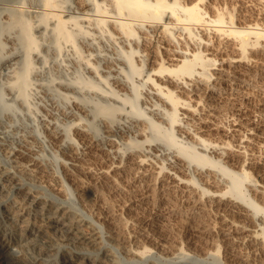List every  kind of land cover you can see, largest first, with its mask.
<instances>
[{"label":"bare ground","instance_id":"1","mask_svg":"<svg viewBox=\"0 0 264 264\" xmlns=\"http://www.w3.org/2000/svg\"><path fill=\"white\" fill-rule=\"evenodd\" d=\"M28 1L0 0V4L13 6L16 11L5 12L2 15L6 16L5 19L1 18L5 22L1 24L4 23L0 33V61L3 60L6 66H2L3 73L0 71V76L13 77L15 67L12 63L16 65V60V63L13 60L19 57L20 48H28L23 57H27L28 64L36 56L32 51L39 50V41L32 34L30 21L31 13L37 11ZM203 1L78 0V10L82 9L79 11L81 16L70 15L66 18L62 13L55 12L60 4L58 0H42L40 20L44 26L49 16L56 18L55 27L58 35L61 34L58 37L63 36L77 46L79 42L76 36L83 33L85 37L81 39L88 46L98 38L102 40L108 37L113 45L121 47L117 56L106 58V65L109 63L108 74L114 72L116 87L112 85L105 92L108 98L114 100L110 101L112 106L99 109L105 115L102 120L104 135L82 124L80 113L85 111L83 103L73 102L71 109L63 106L55 110L51 108L49 110L56 113L61 111L60 107L65 108L62 109V117L57 115L41 119L47 142L63 156V176L78 187L80 196L86 189L94 191L97 201L93 203L91 211L107 224L108 231L98 230L90 223V219L67 202L58 200L61 196L54 191L61 192L63 182L50 159L42 153L41 137L16 126L15 133H12L15 139L11 142L8 138L10 133L0 125V151L4 155L0 156V192L8 191L5 192L8 193L7 198L0 201L6 211L5 215L0 216V264H55L53 260L47 263L43 259L45 251L69 246L65 244L68 241L78 244L98 239L105 244L95 249L98 250L97 257L93 258L91 252H77L80 255L63 252L57 264H138L139 260L134 257H130L127 263H119L113 258L108 237L118 238L119 235L125 242L126 236L124 227L127 218L125 213L119 212L117 206L125 210V207H134V203L147 205L152 210L149 211L152 218L148 220H163V217L174 215L184 207L172 202L174 197L171 200V192L179 193L184 198L186 209L183 212L189 218H201V214L220 207L226 201L227 210L233 215V219L225 220L224 229L229 240L234 244L245 245L256 253H264V207L248 199L243 192L244 186L248 184L264 200V185L254 181L255 178L246 167V160H238L239 171L228 169L224 161L226 151L233 150L243 155L247 146L250 147L256 141H264L263 112L247 111L240 104L233 107L229 122L226 119L225 123H230L236 132L234 146L223 140L220 143L208 141L200 133L204 130H226L227 125L217 118L226 115L217 108V99L224 96L231 98L246 91L264 96V21L257 22L262 19L259 17L264 16V0L255 1L260 3L258 14H261L258 15L259 20H255L257 17L253 19L256 22L245 19L241 14L239 17L244 19L239 18L234 11H229L230 8L226 10L224 7L221 10L219 7L218 10L214 2H208L207 5L214 12V15H210L203 7ZM70 22H74L75 26L77 24V28H72L74 25ZM78 46L75 47L77 50ZM80 47L79 54L82 55L83 48ZM145 60L150 65L146 72L142 65L146 63ZM87 62L92 64L91 61ZM96 70L95 73L98 72ZM28 72L18 77L23 80ZM136 73L138 76H135ZM142 86L145 87L144 102L149 104L147 110L139 103L138 91ZM12 88L8 89L9 92L13 91ZM180 92L187 96L183 97ZM115 101L122 105L117 107ZM50 106L55 107L52 104ZM117 112L119 117L112 120ZM224 117L227 118V115ZM62 119L66 120L65 124L61 123ZM68 125L74 126L76 137L68 134ZM123 132L133 142L136 141V148H130L132 141L127 143L118 139ZM146 133L149 134L148 138ZM189 134L196 138L195 143L189 139L188 142L182 141L179 137ZM141 135L144 138L139 139ZM154 140L160 142L155 143ZM262 141L261 145H264ZM190 171L195 172L204 182L214 185H221L225 175H228L231 179V195L217 191L201 193ZM185 174L189 177H185ZM221 174L224 177H220ZM18 178L31 179L29 181L38 184L26 180L14 186L6 187L3 184L14 183ZM41 186L53 191L57 199L44 195ZM132 218H135L134 215H131ZM128 235L132 242L133 235ZM131 242L121 245L125 254L129 252L134 256L147 257L151 264L155 262L146 255L152 251L149 247L136 246V241L135 244ZM24 246L27 248L23 250ZM28 248L34 249V259L28 257ZM179 251H182L180 247L172 249L171 253H181Z\"/></svg>","mask_w":264,"mask_h":264},{"label":"rangeland","instance_id":"2","mask_svg":"<svg viewBox=\"0 0 264 264\" xmlns=\"http://www.w3.org/2000/svg\"><path fill=\"white\" fill-rule=\"evenodd\" d=\"M58 1L60 2L61 5L59 4L55 12L62 13V15L66 18H68L70 15L81 16V13L79 11H81L82 9L78 10L80 9V7L78 8L79 5L78 0H58ZM255 1L256 0H204L202 3H203V7L207 11H209L210 15H212L214 12L211 11L209 9V6L207 5H209V3L213 4L214 2V4L217 5L216 9L217 7L218 8L221 7L222 8L221 10H224L225 9L224 7H226V10L230 8L231 10L229 11L232 12L234 11L235 15L238 17L241 14V16H244L245 19L248 20L250 19L251 21H253V19L257 17L255 19L257 21L258 17L261 16V14L260 15L258 14L259 12L258 7L260 3L258 2L256 3ZM28 2H30L31 4L30 6L35 8V10L37 11L31 13L30 16L32 17V19L30 21H31V25L33 26L31 30L33 32L32 34L35 35V39L37 38L36 39L37 42L39 41L38 43L39 48L37 47L39 50L36 49L38 51H34V50L32 51L34 52V55H36L37 57L35 56V59L31 60L30 63L31 65H30L28 64V62H26L27 57L23 58L25 54L24 51H26V49L28 48L23 49L19 47L20 48L19 50L21 52L20 55L22 56L23 59L19 55V57L18 56L16 57L17 59L13 60V62H15L16 60L17 63L18 61H20L18 64L15 62L16 65L12 63V65L15 67V72H12L13 77H9L7 75L0 76V117H2V119H0V125L2 126L1 128H4L5 131H8L7 132L8 134L10 133L8 135V138L11 142H13L15 139L12 133H15L14 127L16 126L21 127L22 131L30 130L31 132L41 137L43 140L42 153L47 158L50 159L53 168L57 171L59 175H61V179L63 182V186L61 187V192L58 193L57 191H54L56 192L57 195L61 196L59 197L60 199L58 200L67 202V204L71 205L76 211H78L83 216L90 219L91 220L90 223L94 227H96L100 231L107 232L108 231L107 224L104 223L100 217H98L95 213L91 211L93 203L97 201V197L95 196L94 191L91 189H86L83 192V195L80 196L78 193V187H76V185L73 184L68 179V177H66L65 175L63 176L64 172L62 171L61 168V162H62L61 158L63 159V156L60 151H58L53 146L52 148L50 144L47 142L46 131L42 126L41 119L42 117H56L57 115L59 117H62L61 112H63L65 108L71 109L70 107L73 102L78 104L83 103L84 104L83 110L85 111L80 113L82 124H84L87 127L89 126L92 131L98 133L99 135L101 136L104 135L105 127H103L102 125V120L105 118L104 117L105 115H102V113L99 112V109H102V107L104 108L110 105L112 106V103L110 101L114 102V100L112 98H108L105 92L108 89H110L109 87H113L112 85L116 87V84L114 82V80L116 79V78L114 79L115 74H113L114 72H112V74L109 72L108 74L109 68H107V66L109 65V63H107L106 65V60L109 57L117 56L118 53L120 52L121 47L113 45L114 43L109 41L108 37L107 39L104 37L102 40L101 39L99 40L98 38L88 46L86 45V43L84 44V40L81 39L85 37L83 33H80V35H78L79 34L78 33L77 34L78 36H76L78 37L76 38V41L78 40L79 43L82 42L84 45L83 44L81 45L84 47H82L78 43L79 46L77 44L78 46V50H77V48H75L77 46H74V44L76 43L71 44L72 42L71 41L69 42L66 38L64 39L63 36H62L63 38L58 37L61 36V34L58 35L57 33L58 31L56 30L55 27L56 21L54 22V19L56 20V18H54L53 16H49V18L47 19L48 20L47 24L43 26L44 23H42L40 20V18H42L40 14L41 13L40 7L42 0H29ZM218 10H220V8ZM5 12L14 13L16 11H14L13 6L0 4V25L2 24V21L5 22V20H2L5 19L6 17V16L5 17L2 16L4 15ZM245 15L247 17H245ZM259 18L264 19V16L262 15ZM261 20L257 22L261 23L264 21ZM70 24L74 25L75 23L70 22ZM3 26L4 23L3 25L0 26V33L2 31ZM70 26L68 27L69 30H71L72 28L74 29L77 28L76 27L77 24L76 26L74 25V27L72 26V28H70ZM79 47L83 48L82 55H80L81 50L79 49ZM87 47L89 49H87ZM40 51L41 53H39ZM39 54H41L40 55L41 57L39 56ZM134 56L135 54L133 55V60L135 61L136 59H134ZM22 60L23 62L25 60L27 66H25L24 65L25 63L23 64V62L21 63ZM85 60L86 62L91 61L90 63L92 64L89 65L88 62L86 64ZM2 61H0L1 73H3L2 66L3 67L6 66L5 63ZM144 62L148 64L147 65L145 63L146 64L145 65L142 63V65H144L143 70L146 72L148 71L149 69L148 67L150 65L148 61L145 60ZM23 68L25 70L27 68L28 70L24 72ZM123 68L125 69V66ZM96 69H98V72L101 73V74L99 73L100 77H98L99 76L98 72L95 73ZM17 70L18 73L16 72ZM28 71H30V73ZM123 71L125 73V70ZM26 72H28L25 78L26 80L25 79L21 80L20 79L21 77L19 78L18 76L25 75ZM136 75L138 76V73H136L135 76ZM103 76H105L107 79L104 78ZM15 81H17V83H15ZM9 88H12L13 91L9 92L8 90ZM144 91H145L144 86H142L138 91L139 103L141 104L142 107H144V109L147 110L146 106H149V104L147 102H144L146 101ZM246 92H243L242 94H238L235 96H231V98L230 96H224V98L221 97L219 100L218 99L216 100L218 101L217 108L221 109V111L226 113L227 115V118L224 117L226 115H223V117L221 118L217 117L219 120H221L220 122H223V124L225 125L226 119H228L227 120L228 123L230 119L228 117L232 115L230 113H232L233 107L238 104L242 105V107L245 108L247 111L250 112L261 111V113L263 112L264 115V96L261 93L257 94L256 92H252V91L251 92L246 91ZM103 93L104 95L105 94L106 95L104 96ZM180 95H182L183 97L187 96V94L183 92H180ZM237 96L239 97V99ZM51 104L54 105L55 107L53 108L52 106H50ZM115 105L117 107H120L122 103L117 102ZM58 106H63L65 108L60 107L61 111L59 110L57 113L49 110L51 108L55 110L58 108ZM117 117H119L118 112L112 118V120L117 119ZM61 123L65 124L66 120L62 119ZM194 125L195 124L193 123V126ZM226 125H227L226 130L224 131L213 129L210 131L204 130L201 131L200 133L204 134L203 136L205 138H208L207 139L208 141H215L218 143H220V141L230 142V144L234 146V144H236L235 141L237 138V135L235 134L236 132L231 128L230 123ZM67 128L69 130L68 134L72 137H76V134H74V126L68 125ZM227 129H229V131ZM176 134L179 135V133ZM148 135L149 134L146 133V138H148ZM179 137L181 138L182 141H187L189 139L188 141L192 140L193 143H195V139H196L192 137L190 134L186 136L187 138L182 137L181 135ZM141 138L144 137L141 135L139 139ZM118 139L120 141H126L127 143L132 141V139L129 138V136L125 132L119 135ZM154 141L155 143L160 142L159 140H154ZM261 141L259 142L256 141V143L254 142L253 144H251L252 146L250 145V147L249 146H247V148L245 147L246 149H244V151L246 154L243 152L244 153L243 155L241 153L240 154L237 153L236 151H234L235 152L234 155V152H232L233 150H231L232 153L229 152V150H228L229 153L226 151L227 156L225 155L226 158H224V161H226V165L228 169H234L239 171L240 170V167L238 166L239 161H242V159L246 160L247 161L246 167L248 168V170H250L253 179L255 178L254 181L256 182L257 180L258 183L260 182V184L264 185V145H261ZM135 142L132 141L131 142L132 144L131 145L129 144L130 148L137 147ZM262 144H264V141H262ZM141 146L142 145H140V148ZM232 154L233 157H230V155L232 156ZM0 156H4L1 151H0ZM190 176L194 180V183L199 187V190H202L201 193L217 191V192H227L226 194L231 195V193L229 192L230 189L229 186L231 187L230 184L231 179L228 175H225L224 182L221 185H214L213 183L210 182H204L193 171H190ZM219 176L224 177V174H221ZM185 177H189V175H186ZM25 180L26 179L18 178V180H16L14 183L7 182L3 184H6L5 185L6 187L14 186L15 184H18ZM29 182L35 185L38 184V182H34L33 180ZM43 183H47V182L43 181ZM243 189H244L243 192L248 199L254 200L259 205L264 207V200L258 197L255 194V191L249 188L248 184H246ZM5 192L8 191L4 190L3 192H0V201L7 198L8 193ZM54 192L46 187H42V193L44 195H46L49 198L57 199L56 197L57 195ZM173 193L175 194L176 192H171V196H170L171 200L174 197L172 202L177 203L179 207L183 205L184 206L183 209L184 208L186 209L184 198L179 193L175 195ZM41 205H43V203ZM127 207L129 206L127 205ZM148 207L147 205L143 206L134 203V207L133 206L129 208L125 207V210L124 208L122 210L120 206H117L119 212L125 213V219L127 218V220H129L128 222L127 220H125V227H124L125 235H126L125 242L122 240L121 236L119 235H117V237L122 241L118 240V238L115 237H110V236L108 237V239L110 240L108 241V244L110 245L112 252L114 253L113 258L116 259L119 263H125V262L127 263L131 260L130 257H134L139 260L137 261L138 264H151L150 260L149 259L147 260V257L143 256L142 258L138 255L134 256L129 252L125 254L124 250L121 248V245L123 246L126 244L128 245L131 242L128 239L129 236L128 234H130L133 235L132 236L133 240L131 243L133 244L136 243L135 244L136 246L138 245L142 247L145 245L152 250L146 253V255L149 256V258L151 259V261H155L152 262V264L154 263L156 264L158 263L159 264H264V253H260V252L256 253L255 251L251 250V248L245 245L234 244L231 240H229L225 232L226 230L224 229L226 227L225 220L233 219V215L227 210L228 203L226 201L225 203H222L220 207H216L215 209L209 210V212L206 211L204 213L205 215L201 214V218H199V216L196 218H189L183 212V209H180L178 210L177 213H173L174 215L171 214L172 216L171 215L166 216V218L163 217V220L161 218L157 221H152V222L151 220H148L149 217L152 218L151 217L152 215H150L151 213L149 212L152 210L150 209V207L149 208ZM38 208L41 209L42 206ZM261 213L262 212H260V214ZM5 214H6L5 206H2L0 203V216ZM50 214L53 213L51 212ZM126 214L129 215L127 216ZM131 215L132 217L134 215L136 219L132 218L133 220H131L130 219ZM202 220L205 222H203ZM153 223L159 226H155ZM3 232L5 233V231ZM262 239L264 241V234L262 235ZM65 244H69V246H65L60 249L54 248L53 250L45 251L43 259L47 263L53 260L55 264H57L62 254L68 253V255H73V254L80 255L77 252H83V251L91 252V256L95 258L98 256V250L95 251V249H99V247L103 246L105 243L101 241V239H98V241L89 242V243L75 244L68 241L65 242ZM176 245L178 246V248L180 247L182 251H179L181 253L178 254L177 253L172 254L171 253L172 249L173 250L178 249ZM13 246L17 247L16 245ZM78 246H83L87 248H80ZM171 246L173 247L175 246L176 248L175 247L170 248ZM25 248H27V246H24L23 250ZM168 251L171 254H169ZM26 252L30 259H34L36 255L34 249L28 248L26 249ZM37 264H45V263L38 262ZM61 264H65V263H61Z\"/></svg>","mask_w":264,"mask_h":264}]
</instances>
